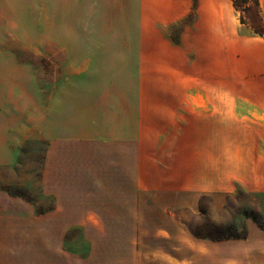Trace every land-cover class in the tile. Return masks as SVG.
Segmentation results:
<instances>
[{"label":"rangeland","instance_id":"rangeland-1","mask_svg":"<svg viewBox=\"0 0 264 264\" xmlns=\"http://www.w3.org/2000/svg\"><path fill=\"white\" fill-rule=\"evenodd\" d=\"M182 4L0 0V189L49 211L39 189L49 141L38 132L71 139L77 202L91 211L76 217L92 218L66 238L71 264H264V195L201 193L174 172L189 131L164 96L179 106L184 90L213 84L215 68L206 47L188 58L174 47L194 19L172 22ZM232 13L244 31L264 33V3L252 1L244 23ZM208 238L219 242L215 259L195 254L212 251L198 246Z\"/></svg>","mask_w":264,"mask_h":264},{"label":"crops","instance_id":"crops-1","mask_svg":"<svg viewBox=\"0 0 264 264\" xmlns=\"http://www.w3.org/2000/svg\"><path fill=\"white\" fill-rule=\"evenodd\" d=\"M182 1L172 22L184 20L192 12L194 19L183 27L174 47L187 58L190 49L206 47L215 68L213 84L184 90L179 106L173 107L172 97L164 96L166 112L180 115L189 131V138L180 141L173 155L174 172H181L187 179L186 189L201 193L264 195V37L246 32L237 24L232 0ZM259 1L261 6L264 0ZM155 97L152 95V99ZM38 136L49 141L39 189L44 197L52 199L53 207L40 211L43 200L32 202L0 189V264H71V259L75 263V252L65 249L66 238L72 227L91 223V216L76 217L77 211L86 215L91 211L90 206L77 202L74 187L78 169L69 149L71 139L55 138L44 130ZM87 175L90 177L91 171L84 170V178ZM248 231L250 236L258 233L252 225ZM208 239L211 241L206 245L198 246L212 251L198 249L195 254L200 258L211 254L215 259L218 255L213 250L219 242ZM175 259L174 264L191 262Z\"/></svg>","mask_w":264,"mask_h":264},{"label":"trees","instance_id":"trees-1","mask_svg":"<svg viewBox=\"0 0 264 264\" xmlns=\"http://www.w3.org/2000/svg\"><path fill=\"white\" fill-rule=\"evenodd\" d=\"M233 1V5H234V8L237 10V11H240L241 12V21L244 23L245 21V17H244V13H247L248 11L251 10V2L253 1L254 5L258 8H260V1L259 0H232ZM254 32L260 36H263L264 37V33L257 30V29H254ZM214 239V238H212ZM217 240V239H216Z\"/></svg>","mask_w":264,"mask_h":264}]
</instances>
